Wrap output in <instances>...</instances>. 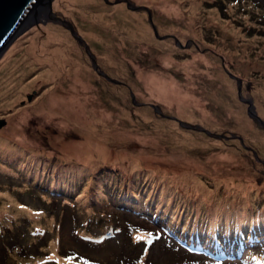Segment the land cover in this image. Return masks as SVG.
<instances>
[{
    "label": "rangeland",
    "instance_id": "374dc122",
    "mask_svg": "<svg viewBox=\"0 0 264 264\" xmlns=\"http://www.w3.org/2000/svg\"><path fill=\"white\" fill-rule=\"evenodd\" d=\"M98 1L101 5L96 0L64 2V9L71 11H63L95 55L98 71L113 80L92 67L84 45L68 31L64 32L70 42L64 41L76 46L83 66L74 69L63 64L66 61L39 60L46 54L40 51L44 26L51 25L46 20L31 22L0 52V120L5 121L0 134L15 132L29 142L22 146L10 139L0 144V264H246L240 256L193 250L175 236L202 234L209 242L215 234L229 236L237 230L244 234L256 218L264 230V147L256 141L264 136V128L248 115L247 104L238 97L237 81L230 76L241 79L242 95L252 99L264 120L260 106L264 103V0H179L184 2V14H168L159 0H128L151 9L158 36L145 10L123 1ZM189 14L193 19H184ZM137 23L146 34L128 37L127 29ZM88 26L95 33L92 38ZM33 39L36 53L29 58ZM106 53L117 63L106 64ZM166 54L171 60L165 70ZM184 59L192 60L186 70L179 65ZM55 64H61L58 75L42 78ZM64 69V73L70 69L87 74L90 102L104 109L116 126L109 123L112 135L117 127L126 128L120 140L112 136L106 159L93 170L88 166V173H81L85 165L66 157L61 148L67 145L70 151L81 140L78 122L72 114L44 104L50 95H66ZM152 70L170 72L186 83L208 119L200 118L201 109L195 116H181L174 107L164 109L165 101L148 99L142 81ZM18 79L25 87L16 94L13 84ZM123 106L127 117L118 114L117 108ZM145 110L155 118L142 119ZM23 111L27 116L13 128ZM62 118L69 126L59 133L54 126L62 129ZM173 137L184 141L174 143ZM113 141L121 145L115 147ZM123 151L141 156L134 172L127 167V158L118 161L117 154ZM191 160L199 165L195 177L213 189L208 200L201 202L180 180L189 173ZM236 184L252 190L243 220L245 203L242 194H234ZM247 249L262 253L264 247Z\"/></svg>",
    "mask_w": 264,
    "mask_h": 264
},
{
    "label": "bare ground",
    "instance_id": "6f19581e",
    "mask_svg": "<svg viewBox=\"0 0 264 264\" xmlns=\"http://www.w3.org/2000/svg\"><path fill=\"white\" fill-rule=\"evenodd\" d=\"M83 1L84 0H61V5L64 11H71L68 9H64L65 8L64 2L69 5L70 2H80L81 3ZM96 1H97L95 3L96 5H101L98 0ZM159 2L162 4V10H164L168 14H178L181 11V5L184 3L179 0H159ZM140 6H142L141 9L145 10L147 14H148V10L151 12V9L146 7L145 5H140ZM79 10L80 12H85L83 6L82 7L79 6ZM182 13L184 14V12ZM98 15L101 16V14H98ZM29 19L27 21H30ZM184 19L192 20L193 16H190L189 14V15H186ZM100 20L102 21V19ZM150 20L153 23V20L151 19V17L149 18V15H148L149 23H150ZM102 22L104 23V20ZM44 29H45L46 34H45V38H43L42 41L40 42V51L42 52L45 51L46 54H45V58H43L42 56L40 57L39 55L38 57L39 60L41 59L43 61L49 62L53 60L52 58H54L58 62H61V63L66 61L63 64H69L72 68L74 67V69H78L81 66H83V61L79 57V54L76 51V46L73 44H68L70 40L68 38V35L64 31L56 29L52 25H45ZM142 31L146 34L145 30L140 26L139 23L131 24V26L127 29L126 35L128 37L133 36V35H140L143 38L144 35ZM88 34L90 35L91 38L95 34L91 31L90 27L88 28ZM64 40H67L68 43ZM50 41L52 43L49 44L50 46H47ZM35 44L36 43L34 39L29 44V47L27 49L29 58H32V54L36 53L34 51ZM169 44L170 43H167V47H166L167 51L171 49L169 48ZM48 48H50L49 51H47ZM105 56H106L105 58L106 64L117 63V61L113 57L109 56V54L106 53ZM170 60L171 59H170L169 54H166L165 56L162 57V61H163L162 64L164 65L163 68L165 70H166L165 63L170 62ZM183 61H184V64H179V65H181L182 69L186 70L191 66L190 63L192 60L184 59ZM63 66L64 65H62V68ZM222 67L223 69L225 68L224 62H222ZM58 70L59 71L62 70L61 64L52 65V69H49L45 71L44 73H42L41 77L48 78V79L53 78L54 76L58 75V72H57ZM116 70L119 71L120 69L117 67ZM9 71L12 72L11 66L9 67ZM64 72H65V69L63 70L64 79H65L64 81L67 82V87H68L65 92L66 95L63 97L61 96V94H54L53 96L50 95V97L46 100V102H44V104L51 106V107L56 106V108H59L62 113L72 114L74 121L76 120L78 122L79 124L78 130L80 131H77L78 132L77 137H80L81 140L76 141V144L73 146V148L70 151H68L70 146L65 145L61 148L64 151V155L66 157L67 156H69V158L73 157L74 160L78 159L80 162H82L85 165L83 166L85 169H80V171H82L81 173H84V172L88 173V169H86L88 168V166H91L92 168L91 170H93L97 162H100L101 160L106 159L107 157L106 153H108L109 141L111 140L112 136L120 140L121 136H123L124 134L123 132L126 131V128L124 126L123 127L125 129L123 127H117L118 130H116L115 133L112 135L111 134L112 129H108L110 126L109 123L112 124L114 129H116V126L113 125L111 121H108V118H107V115L105 114L104 109L101 108L102 111H100L97 108V106H95L94 102H90L89 97L91 96V94L88 95L87 94L88 91H86V89H90L89 93L91 92V88L89 87V84H88L89 81L87 80V77H88L87 74H82L76 70L71 73L70 69L69 70L67 69L66 73ZM147 73H146L147 78L144 81H142V86L146 94L145 96L148 97V99H152L155 97L156 99H161L162 101H165L166 104H162V107L164 109L170 110L172 109L171 107H174L176 108L177 112L181 116H186V115L195 116V114L198 112V109H201L200 118L202 120L208 119V117L206 116L205 112L202 109L203 106L199 107L197 103L194 102L193 99L191 98L190 90L186 86L187 85L186 83H184L185 85L184 86L182 84V81H178L176 77L170 72L166 73L163 71L152 70ZM227 73L229 74L230 72L227 71ZM220 75L222 76L221 78L223 80L229 83V81H227V78H225L223 73H220ZM12 81L13 79L9 77L8 82H12ZM21 83H22L21 79H18V81L14 82L13 84L16 90L15 92L16 94L20 93V90L25 87V86L22 87ZM61 83H63V81L59 82V84ZM26 88H28V86H26ZM17 89H20V90H17ZM263 93L264 92L262 90L261 94ZM165 105H170V107L169 106L164 107ZM260 106L264 108V103L263 104L261 103ZM41 107H43V105ZM194 107L197 108V110H194ZM44 108L46 107L44 106L43 109ZM117 111H118V114L121 116H126V117L128 116V111L125 109L124 106L121 108H117ZM49 113L52 114L53 112L50 110ZM26 116H27L26 111L21 112L20 115L15 117V121L12 123V127L14 128L17 125V122L24 120ZM148 117L155 118L152 112L148 110H145L144 113H141L142 119H146ZM59 122L62 124V126L60 125L62 129H59L56 126H54V128L60 133L64 128L69 126V123L67 120H63V118L59 119ZM166 123H168L169 126L173 125V123L171 122H166ZM96 127L99 128L98 134H96L97 133ZM17 136L18 135H16L15 132H10L6 134L3 132L2 134H0V141H3V142H0V144L3 146L6 144L5 141H8L10 139H15L19 141L20 142L19 144L22 146H26L27 144H29L28 139L26 140L22 136H18L19 138H17ZM36 139L41 140L40 137H37ZM54 139L58 140L59 138L54 137ZM173 140H174L173 141L174 143H176V141L177 142L184 141V140L179 139L178 137H173ZM107 141H108V144H106ZM256 141L259 142V144H261L262 147H264V136H260V139L256 138ZM112 143H117V141H113ZM120 145L121 144L117 143L114 146L117 147ZM120 153L122 154H117L118 161H121V160L124 161V159L127 158L125 159L126 160L125 163L127 164V167L131 171L137 170L136 168H138V166L140 167L141 165L140 163L142 162L140 161L141 156L139 154H129V153H125L124 151ZM226 156L231 157V153H227ZM195 163L196 164H194V162L191 160V165H190L191 168H190L189 173L186 176H181L180 180L184 181L187 185H190L192 191H195L198 194V197L202 202L203 200L205 201V200L210 199L212 196V192L211 190L205 187L204 183L200 179L195 177L194 171H196L197 168H199V165L197 164V162ZM158 164L162 165L161 163H158ZM195 166H197V168ZM155 168L158 169L157 167ZM155 168H153L151 171H157ZM158 170L159 172H163V174H161L162 177L163 175L167 177L163 170H160V169ZM126 172L129 173L130 171H126ZM245 174L247 175V173ZM227 187L229 190L232 186H229V183H228ZM250 188L251 186H248V185L245 186V184L244 185L236 184L234 186V194L235 195H238V193L242 194V199L245 203V207L243 210L244 213L240 216V220H243L246 217L245 216L246 207L250 205V202L252 201L251 199L252 190H250ZM262 189L264 191V186Z\"/></svg>",
    "mask_w": 264,
    "mask_h": 264
},
{
    "label": "water",
    "instance_id": "95a60500",
    "mask_svg": "<svg viewBox=\"0 0 264 264\" xmlns=\"http://www.w3.org/2000/svg\"><path fill=\"white\" fill-rule=\"evenodd\" d=\"M106 3H118L125 2L128 7L138 9L141 6H133L128 0H104ZM149 18L151 17L148 10ZM30 18V19H29ZM30 21H27V20ZM48 21L56 29L62 31H68L74 38L81 41L85 47V51L91 60V65L97 70V72L106 78L113 80L108 74L99 69V65L96 62L95 55L90 51L89 46L80 36V34L74 28V21L68 17L63 11L61 0H0V52L7 46L9 41L13 39L18 33L22 32L30 24H38L39 22ZM32 22V23H31ZM150 23L152 21L150 20ZM153 31L158 36L155 26L152 23ZM12 38V39H11ZM11 39V40H10ZM230 74V73H229ZM237 81V93L241 101L247 104L248 115L256 122H258L264 128V120L257 114L255 106L251 98H246L241 93V79L233 74ZM5 124L4 120H0V128ZM194 127V126H191ZM202 128V127H201ZM207 134L211 136H217L216 133L210 132L202 128ZM224 137L223 134H221ZM253 154L257 160V153L253 151Z\"/></svg>",
    "mask_w": 264,
    "mask_h": 264
},
{
    "label": "trees",
    "instance_id": "16d2710c",
    "mask_svg": "<svg viewBox=\"0 0 264 264\" xmlns=\"http://www.w3.org/2000/svg\"><path fill=\"white\" fill-rule=\"evenodd\" d=\"M132 185H133V183H131ZM191 189V188H190ZM211 190H213V189H211ZM133 192H135V191H133ZM195 192V191H194ZM196 193V192H195ZM197 194V193H196ZM198 195V194H197ZM212 197V196H211ZM258 221H260V219H258V218H256V221H254V223L253 224H251V229L250 230H248V231H246V232H250V231H252V236H253V238H255V239H262V240H264V230H262V229H260L259 228V223H257ZM196 231H201L200 229H198V230H196ZM245 232V233H246ZM244 233V234H245ZM233 234H237V235H243L241 232H239L238 230L236 231V232H234V233H230V235L229 236H231V235H233ZM182 236H184V237H192L193 238V240H194V238H196V237H200V236H202L203 237V235L202 234H194L193 236H192V234H190V233H187L186 235H182ZM229 236H223V235H221V234H215V235H213L212 237L213 238H221V237H229ZM194 242H196V243H198L199 245H201L200 244V242L199 241H197V240H195ZM193 242V243H194ZM216 243V242H215ZM210 244L211 245H214L213 243H209V245H206V246H204V248H206L207 250H209V251H211L212 249H211V247H210Z\"/></svg>",
    "mask_w": 264,
    "mask_h": 264
}]
</instances>
